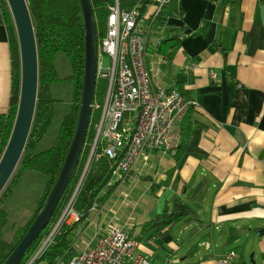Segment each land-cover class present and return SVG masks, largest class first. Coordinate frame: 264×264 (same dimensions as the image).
<instances>
[{"label": "crops", "instance_id": "obj_1", "mask_svg": "<svg viewBox=\"0 0 264 264\" xmlns=\"http://www.w3.org/2000/svg\"><path fill=\"white\" fill-rule=\"evenodd\" d=\"M172 1L161 10L168 23L185 26V33L172 60L166 61L153 50L162 27L151 24L148 66L155 87L180 84L190 91L200 110L194 117L203 124L198 145L205 155L177 158L161 149L142 151L126 182L98 203V218L90 213L77 250L91 246L96 232L119 222L137 240L135 252L148 256L149 264H216L229 250L235 256L227 264H264V0H235L231 5L177 0L171 7ZM144 8L147 17L155 11L153 4ZM253 22L263 44L249 54L243 33ZM10 92L9 38L0 22V114L7 111ZM198 183L205 191L196 207L199 219L152 236V229L143 230L167 199ZM201 241H208L209 248L199 246ZM190 254L195 261H188Z\"/></svg>", "mask_w": 264, "mask_h": 264}, {"label": "trees", "instance_id": "obj_2", "mask_svg": "<svg viewBox=\"0 0 264 264\" xmlns=\"http://www.w3.org/2000/svg\"><path fill=\"white\" fill-rule=\"evenodd\" d=\"M28 10L34 27L37 56H38V86L37 100L30 127V131L20 157V160L0 192V264H2L11 251L15 248L21 237L29 228L34 217L43 206L45 199L59 174L69 148L77 121L79 109V96L82 86L84 71V31L83 19L79 0H26ZM119 7L127 10L135 5L144 9L153 0H118ZM231 5L235 0H223ZM96 25L97 38L104 35L109 13L108 6L114 0H90ZM166 14L160 9L154 16L153 22L162 27V37L153 49L156 54L161 55L166 61L172 60L178 50L185 26L175 27L166 21ZM0 22L6 26L10 46L11 58V92L9 106L6 113L0 114V157L9 138L16 115L19 87H20V56L18 39L6 0H0ZM243 41L249 54L255 53L262 47L260 27L253 22L249 30L244 31ZM59 54L67 57L70 64V75L67 80L72 86V101L68 111L63 115L58 131L50 146L38 149V144L47 134L54 116V102L51 89L62 81L56 67V58ZM107 88V79H98L95 84V97L102 100ZM178 90L187 104L180 116L179 129L181 132V143L175 149L174 156L177 158L184 154H192L200 157L205 151L198 145V140L203 124L194 117L200 111L192 102L190 91L184 89L180 84L175 88ZM94 117V118H93ZM88 126L85 140L89 141L80 153L79 160L70 176L69 182L58 201L47 226L32 241L25 250L18 264H26L35 253L41 241L50 231V228L60 217L67 204L75 186L81 176L87 156L90 150V142L94 137L92 129L97 115H93ZM94 120V121H93ZM170 153V152H169ZM115 161L102 156L96 164H91L85 172L82 182L78 188L73 209L79 214V219L73 223L59 225L49 245L44 249L37 262L43 264H67L69 258L79 252L76 240L80 232L86 227L91 218L90 208L94 202L102 203L112 191L113 185H108ZM38 172L45 176L43 190L36 200L35 207L23 225L11 224L14 229L12 238L5 240L3 231L9 223L10 210L6 203L12 197L19 186L23 176L29 172ZM203 184L198 183L183 194H173L164 203L162 210L156 213L150 220L145 222L143 230H153L150 236L160 231L173 228L176 224H184L199 219L197 215V203L204 196ZM17 225V226H16ZM146 233L145 231H143Z\"/></svg>", "mask_w": 264, "mask_h": 264}, {"label": "built area", "instance_id": "obj_3", "mask_svg": "<svg viewBox=\"0 0 264 264\" xmlns=\"http://www.w3.org/2000/svg\"><path fill=\"white\" fill-rule=\"evenodd\" d=\"M153 1L148 3L155 6L150 18L138 5L122 10L118 0H114L108 6L106 30L97 41L96 59V80L106 78L107 88L101 101L94 94L91 103L89 124L93 115L97 117L92 126L94 137L89 154L60 217L26 264H35L60 224L79 219L73 202L91 164L98 163L102 156L114 160L108 185L119 188L126 182L142 151L161 149L174 154L181 143L179 121L187 101L176 89L155 87L148 66L150 27L154 16L169 0ZM104 58L108 60L106 67ZM210 75L216 76L213 71ZM87 145L89 141L84 140L82 150ZM97 205L94 202L90 208L94 218L99 213ZM198 245L209 248L208 241ZM137 246V240L119 222H114L104 231L96 232L94 243L73 254L67 264H125L127 261L129 264H149L148 256L135 252ZM234 256L235 252L229 250L216 264L230 263Z\"/></svg>", "mask_w": 264, "mask_h": 264}, {"label": "water", "instance_id": "obj_4", "mask_svg": "<svg viewBox=\"0 0 264 264\" xmlns=\"http://www.w3.org/2000/svg\"><path fill=\"white\" fill-rule=\"evenodd\" d=\"M13 19L20 56L19 98L13 126L0 157V192L22 155L37 100L38 56L34 27L26 0H6ZM84 31V71L75 130L62 167L25 234L2 264H18L28 246L47 226L79 160L90 121L96 84L97 33L90 0H79ZM262 230H260L261 232Z\"/></svg>", "mask_w": 264, "mask_h": 264}, {"label": "rangeland", "instance_id": "obj_5", "mask_svg": "<svg viewBox=\"0 0 264 264\" xmlns=\"http://www.w3.org/2000/svg\"><path fill=\"white\" fill-rule=\"evenodd\" d=\"M176 2L177 0H173L170 6H175ZM107 61V58L103 59L104 67L107 66ZM55 64L58 70V74L62 78V81L58 82L51 89L53 98L57 99V101H55L53 104L55 108V116L47 134L39 142L38 149H44L50 146L56 136L62 117L68 111V108L72 101V86L71 83L67 80V77L71 72L69 61L65 55L59 54L56 58ZM44 182L45 176L38 172L29 171L23 176L19 186L16 188L12 197L6 203V207L10 210V217L9 223L3 231V238L5 240H10L12 238L14 229L11 228V224L13 222H15V224L17 225H23L27 221L35 207L36 200L42 193ZM177 229L178 225L173 228L174 231ZM241 238V242H243L245 238ZM195 240L196 238H193L190 242H188L186 245L187 248L192 247V244H194ZM244 253H247L246 248L244 249ZM159 256L160 253H157V257ZM223 256L224 255H222V257ZM196 258L197 257L190 254L188 256V261H195ZM35 264L43 263L37 262Z\"/></svg>", "mask_w": 264, "mask_h": 264}, {"label": "clouds", "instance_id": "obj_6", "mask_svg": "<svg viewBox=\"0 0 264 264\" xmlns=\"http://www.w3.org/2000/svg\"><path fill=\"white\" fill-rule=\"evenodd\" d=\"M96 82H97V80H96ZM95 94V93H94ZM88 130V129H87ZM87 134V133H86ZM134 238V237H133Z\"/></svg>", "mask_w": 264, "mask_h": 264}]
</instances>
